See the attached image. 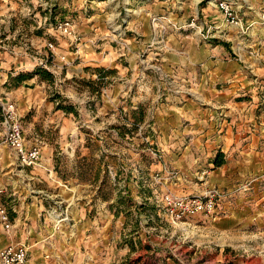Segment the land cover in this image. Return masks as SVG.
Instances as JSON below:
<instances>
[{"label":"rangeland","instance_id":"1","mask_svg":"<svg viewBox=\"0 0 264 264\" xmlns=\"http://www.w3.org/2000/svg\"><path fill=\"white\" fill-rule=\"evenodd\" d=\"M216 1L0 0V56L36 58L45 95V122L16 116L40 160L0 148V207L27 264L42 249L56 262L60 247L70 264H264V6L233 0L232 42ZM93 63L113 72L99 79ZM118 78L127 98L112 103ZM9 122L0 103V137ZM166 195L212 204L188 215ZM45 220L54 242L41 246Z\"/></svg>","mask_w":264,"mask_h":264},{"label":"crops","instance_id":"2","mask_svg":"<svg viewBox=\"0 0 264 264\" xmlns=\"http://www.w3.org/2000/svg\"><path fill=\"white\" fill-rule=\"evenodd\" d=\"M256 5H259V8L261 9L264 6V0H257V4H254V6L256 7ZM216 16L219 17V20L221 21L220 26H219V35L220 33L222 34H226V32L228 33V35L232 38V42L235 41V39H238V37L241 34V32H239V29H237L238 27L235 25H227L226 23H224V18H222L221 14H216ZM255 18V17H253ZM260 18V17H259ZM249 19L247 20L248 23ZM263 29L262 31H264V25L262 24ZM249 29V27H248ZM247 29V30H248ZM255 27H253V29L251 30L252 32L254 31ZM227 47H229L230 49H232V45H228ZM226 50H228V48H226ZM77 53H80V51H76ZM53 55L56 57V59L59 58V53L57 51L53 52ZM0 71H2V74L4 73V76L2 78H0V103L2 105H6V104H13L14 106V112L16 113V115L18 114L19 116L22 115V113L24 112H28L29 108H33L34 110L37 111V117H38V121H46V116L45 114L41 113L40 109L41 106H43L44 100H45V95H44V90H42V86L38 83V81L36 80L37 75L36 74H32V76L30 78H27L25 80H22L20 83L13 84L12 86L7 82L9 75L10 74H19V73H30L32 72L33 67L36 65V58H34L33 56H30L28 54H15V55H1L0 56ZM94 66L96 67V70H98L99 72H102L103 75L99 78V79H104L106 80V78H108L111 74L110 71L112 70V68L104 63H93ZM78 68V67H77ZM100 68V69H97ZM15 70V72L13 73L10 70ZM94 71V70H92ZM1 73V72H0ZM1 74V75H2ZM92 77H95V74H92ZM109 84V83H108ZM125 82H123V80L121 78H118V83L111 85V90H109V100L113 102H115V98L118 97L117 101L118 102H125L126 98H127V94H126V88H125ZM110 85V84H109ZM117 87V89H115ZM98 91L96 90V93ZM5 100V101H4ZM45 105V104H44ZM135 108V107H134ZM126 113V107L124 106H120L118 105V108H112V109H108L107 111L104 112V116L107 115H115L117 114L118 117H121V114H125ZM114 133L116 135H118V133H120V130L118 127H115ZM120 137V135H118ZM43 144L45 142H42ZM46 144V143H45ZM47 161V160H46ZM26 196L27 193H24ZM44 194L42 197V199H47V198H51V196H53L54 198H57L58 194L60 193H53L51 194ZM55 202V201H54ZM20 208V207H18ZM42 208V207H41ZM36 210H38L36 207L35 208H31V206H29V204H27L26 206V214H29V222L33 223V218H32V211L36 212ZM42 210H44L45 212H47V208L44 207ZM40 209V211H42ZM73 210V208H72ZM46 221L45 223L42 224L40 222V227L42 225V227H44V231H43V236L45 237V239H41L38 240L36 243L37 244H41V246H43V244L48 243L50 245H53L54 242V234L50 233V228L46 227ZM63 224V222L61 223ZM14 225H11V229L9 231H6L2 228V226L0 225V248L9 245V244H15L18 243L16 242L19 238L17 236V230L13 229ZM31 232V227H29L27 234H30ZM50 233V234H49ZM53 234V235H52ZM27 237V236H25ZM28 239H34V238H28ZM47 249H42V251L38 254L37 257H32L31 256V261L29 264H70V262H66L65 260H63V257L61 259V256L63 254V251L61 249V247L57 250L56 254L58 256L56 262L53 260H51L50 262H48L47 255H50L47 253L46 251ZM70 254H72V251H69ZM61 254V255H60ZM32 255V254H31ZM85 264H90L89 261L87 260L85 262ZM92 264V263H91Z\"/></svg>","mask_w":264,"mask_h":264},{"label":"built area","instance_id":"3","mask_svg":"<svg viewBox=\"0 0 264 264\" xmlns=\"http://www.w3.org/2000/svg\"><path fill=\"white\" fill-rule=\"evenodd\" d=\"M215 6L221 12L222 17L230 25L240 26V19L237 16L235 10V3L233 0H217ZM264 20V11H263ZM58 29L67 32L69 35L74 32V24L70 19H65L57 25ZM75 34H73L74 36ZM50 48L52 45L48 44ZM3 110L8 114L10 122L8 124L7 130L3 137H0V148L6 143L9 145L20 158L25 165L36 164L41 157L40 147L38 145H33L31 147L26 146L25 137L20 123L18 122L17 115L14 112L13 104L2 105ZM165 201L173 206H178L183 209V213L188 215H193L197 212L203 210H210L212 201L209 199L207 202L202 203V201L191 200L186 201L185 199H173L166 195ZM179 216V215H178ZM0 225L6 231L11 229V221L8 215V211L4 207H0ZM28 262V247L24 242H18L15 244H9L0 248V264H27Z\"/></svg>","mask_w":264,"mask_h":264},{"label":"trees","instance_id":"4","mask_svg":"<svg viewBox=\"0 0 264 264\" xmlns=\"http://www.w3.org/2000/svg\"><path fill=\"white\" fill-rule=\"evenodd\" d=\"M37 72H40V71L37 70ZM42 72H43V71H42ZM47 74H48L49 76H51L50 73L47 72ZM31 76H32V73H19V74H17L16 76H14V77H12V78H13V80H14V84L17 85V84L20 83L22 80H25V79H27V78H30ZM9 78H11V77H9ZM57 108H60V107H57ZM118 135L122 136V133L120 132V133H118ZM212 162L214 163L215 166H220V165H222V164L224 163L223 154H222L221 152H219V153L215 156V158L213 159Z\"/></svg>","mask_w":264,"mask_h":264}]
</instances>
